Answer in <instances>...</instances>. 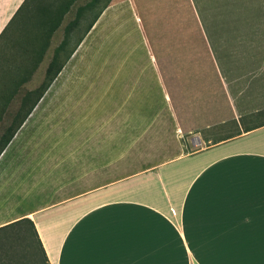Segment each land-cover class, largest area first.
I'll use <instances>...</instances> for the list:
<instances>
[{"label":"crops","instance_id":"obj_1","mask_svg":"<svg viewBox=\"0 0 264 264\" xmlns=\"http://www.w3.org/2000/svg\"><path fill=\"white\" fill-rule=\"evenodd\" d=\"M107 2L0 155V228L33 220L50 264L261 260L264 121L187 146L170 114L158 139L168 94L133 0H0V114Z\"/></svg>","mask_w":264,"mask_h":264},{"label":"rangeland","instance_id":"obj_2","mask_svg":"<svg viewBox=\"0 0 264 264\" xmlns=\"http://www.w3.org/2000/svg\"><path fill=\"white\" fill-rule=\"evenodd\" d=\"M133 2L142 26L144 42L152 55L153 49L155 50L161 62L158 64L154 55L159 80L168 94L166 108L169 112L160 113L158 139L171 141L168 135L172 120L170 114L174 116L175 129H180V135L187 146L191 137L198 141V138L206 135L216 137L233 131L236 128L233 123L216 125L232 118H237L244 126L264 121V64H224L229 79L232 80L225 78L218 64H210L206 59L204 32L197 21L195 0ZM200 2L209 13L216 6H220L225 11L224 14L227 12L226 7H222L227 0ZM261 2L264 0H252L250 3L256 9ZM233 3L239 9L244 1L234 0ZM214 11L217 12V9ZM257 30L264 34V27ZM137 51L138 61L146 64L144 51ZM242 73L244 74L238 77ZM232 90L235 94H232ZM162 96L160 93L161 109L164 107ZM17 108L19 103L12 110ZM13 118L14 115L3 116L0 138Z\"/></svg>","mask_w":264,"mask_h":264},{"label":"trees","instance_id":"obj_3","mask_svg":"<svg viewBox=\"0 0 264 264\" xmlns=\"http://www.w3.org/2000/svg\"><path fill=\"white\" fill-rule=\"evenodd\" d=\"M243 1L244 4L237 9L233 5L234 0H227L222 6L227 9H225L227 12L224 14L225 11L220 6L214 8V10L217 9V12L213 10L209 13L200 0H195L198 13L197 21L200 22L204 32L203 42H205L206 59L210 64H218L227 79H229V76L224 64H264V34L257 32V29L264 27V2L259 3L257 8L254 9V5L250 3L252 0ZM108 3L94 10L92 19L84 24L83 34L76 38V43H73L70 49H67V44L70 43L69 37H65L61 46L57 47L52 61L47 67L44 81L37 89L25 93L11 125L1 135L0 155L77 46L98 20L103 9L109 5ZM94 7L95 3L80 7L78 18L82 11L92 10ZM238 10L241 12L238 13ZM78 18L72 22V26L80 29L82 24ZM153 54L156 55L158 64H161L154 49ZM243 74H239L238 77ZM232 94H235L233 90ZM7 105L6 96H0V113L6 111ZM2 120L3 116L0 114V122ZM229 122L236 127L233 131L241 130L243 124L237 118L216 125H225ZM0 264H50L33 220L25 219L0 228Z\"/></svg>","mask_w":264,"mask_h":264},{"label":"snow or ice","instance_id":"obj_4","mask_svg":"<svg viewBox=\"0 0 264 264\" xmlns=\"http://www.w3.org/2000/svg\"><path fill=\"white\" fill-rule=\"evenodd\" d=\"M246 264H264V251H262L261 260L246 262Z\"/></svg>","mask_w":264,"mask_h":264}]
</instances>
